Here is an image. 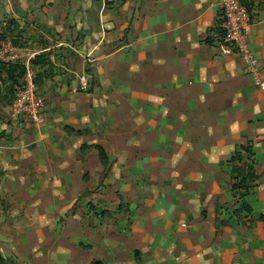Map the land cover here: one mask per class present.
<instances>
[{"label":"crops","instance_id":"1","mask_svg":"<svg viewBox=\"0 0 264 264\" xmlns=\"http://www.w3.org/2000/svg\"><path fill=\"white\" fill-rule=\"evenodd\" d=\"M130 1L121 16L120 5L103 8L101 27L130 21L131 53L116 49L103 59H115V79L97 72L112 87L117 120L114 141L102 145L112 160L102 179L115 162L113 187L134 207L129 233L117 235L115 245L106 238L92 258L99 264H264V89L237 56L221 53L217 0ZM248 5L249 40L264 80V0ZM237 151L245 165L238 173L229 165ZM248 165L255 176L249 188L234 189L237 177H248Z\"/></svg>","mask_w":264,"mask_h":264},{"label":"rangeland","instance_id":"2","mask_svg":"<svg viewBox=\"0 0 264 264\" xmlns=\"http://www.w3.org/2000/svg\"><path fill=\"white\" fill-rule=\"evenodd\" d=\"M121 2L0 0V252L13 264L89 259L99 264L100 259L92 258L99 252L93 249L103 247L106 238L115 245L117 235L129 233L134 204L113 187L119 179L115 162L102 179L105 168L93 147H109L117 121L112 87L103 86L97 71L107 73L104 79H115V59H103L116 49L131 53L130 21L124 28L101 27L102 9L120 5L116 13L121 16L120 8L131 1ZM126 13L130 19V11ZM13 55L26 71L29 62L46 103L41 128L30 123L22 130L11 120L18 84L11 81L5 89L1 81L3 65ZM26 71L23 77L17 75L19 83ZM81 74L90 78V90L75 94L72 86ZM86 144L92 148H83ZM229 163L238 169L245 166ZM117 202L122 203L120 210Z\"/></svg>","mask_w":264,"mask_h":264},{"label":"built area","instance_id":"3","mask_svg":"<svg viewBox=\"0 0 264 264\" xmlns=\"http://www.w3.org/2000/svg\"><path fill=\"white\" fill-rule=\"evenodd\" d=\"M249 0H217L221 10V23L218 44L223 55H235L245 65L254 83L264 89L263 73L259 58L250 44V33L253 17L248 5ZM9 49L13 51L11 45ZM16 62V55L7 58ZM27 64V71L21 86L16 91L10 106V117L14 122L28 121L42 127L46 120V103L40 96L35 82L34 72ZM90 80L86 74L78 77L77 84L72 87L73 93L87 91Z\"/></svg>","mask_w":264,"mask_h":264},{"label":"trees","instance_id":"4","mask_svg":"<svg viewBox=\"0 0 264 264\" xmlns=\"http://www.w3.org/2000/svg\"><path fill=\"white\" fill-rule=\"evenodd\" d=\"M124 0H122L121 3H123ZM216 32H221L220 28H217ZM34 61H37L34 60ZM24 63L23 62H7V64L3 65V71L5 72V78L2 79V83H4V87L5 89L11 87L10 85L13 84H18L16 87V91L17 89L21 86L22 80L18 81L17 75L20 77H23V75L25 74V67H24ZM13 81V84L12 82ZM36 82V81H35ZM13 87V86H12ZM12 88H10L9 90L13 93V90H11ZM71 131L76 132L78 134L82 133L81 130H75L70 128ZM84 147H88L86 145H83ZM95 148H97L98 150V154H99V158L101 163L103 164L105 170H104V176H107L109 171L111 170V161L108 157L107 151L106 149L102 146V145H95L93 146ZM231 162L235 161L236 163H243V155L240 151H237L232 157H231ZM238 171H240V169L236 168ZM248 177L246 176L239 179L236 183L233 184V188H241V189H248L249 186L247 184L248 178L250 179H254V172H253V168L252 165H248ZM122 207V203L119 204L118 206V210H120ZM0 264H13L12 260H10L9 258L5 257L1 252H0Z\"/></svg>","mask_w":264,"mask_h":264}]
</instances>
